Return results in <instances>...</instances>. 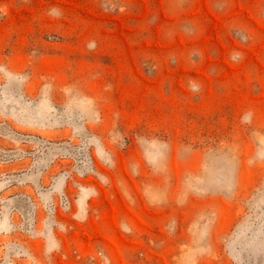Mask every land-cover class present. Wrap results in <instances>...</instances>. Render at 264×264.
Masks as SVG:
<instances>
[{"label": "rangeland", "instance_id": "374dc122", "mask_svg": "<svg viewBox=\"0 0 264 264\" xmlns=\"http://www.w3.org/2000/svg\"><path fill=\"white\" fill-rule=\"evenodd\" d=\"M22 174L0 264H264V0H0Z\"/></svg>", "mask_w": 264, "mask_h": 264}, {"label": "water", "instance_id": "95a60500", "mask_svg": "<svg viewBox=\"0 0 264 264\" xmlns=\"http://www.w3.org/2000/svg\"><path fill=\"white\" fill-rule=\"evenodd\" d=\"M28 177L26 175H17V176H5L0 178V187L4 188L6 185L12 184V183H22L26 181Z\"/></svg>", "mask_w": 264, "mask_h": 264}, {"label": "clouds", "instance_id": "9594fccd", "mask_svg": "<svg viewBox=\"0 0 264 264\" xmlns=\"http://www.w3.org/2000/svg\"><path fill=\"white\" fill-rule=\"evenodd\" d=\"M90 47H94V45H90Z\"/></svg>", "mask_w": 264, "mask_h": 264}, {"label": "crops", "instance_id": "0c3cea01", "mask_svg": "<svg viewBox=\"0 0 264 264\" xmlns=\"http://www.w3.org/2000/svg\"><path fill=\"white\" fill-rule=\"evenodd\" d=\"M63 185V184H62ZM63 188V187H62ZM23 192H25V191H23ZM13 212V211H12ZM17 215V214H16ZM19 222V221H18Z\"/></svg>", "mask_w": 264, "mask_h": 264}]
</instances>
